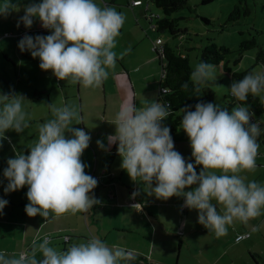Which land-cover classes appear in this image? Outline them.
Returning a JSON list of instances; mask_svg holds the SVG:
<instances>
[{
	"label": "clouds",
	"instance_id": "clouds-1",
	"mask_svg": "<svg viewBox=\"0 0 264 264\" xmlns=\"http://www.w3.org/2000/svg\"><path fill=\"white\" fill-rule=\"evenodd\" d=\"M19 10V3L0 0V16ZM23 11L17 27L23 23L30 28L38 19L41 27L51 32L47 36L25 35L18 42L21 52L27 50L39 58L42 71H51L56 79L73 85L98 88L108 79L109 70L116 68L114 49L126 17L115 7L101 6L95 0H41L24 5ZM215 72L212 63L196 64L189 81L197 96L202 85L216 79ZM188 87V82L181 85L182 89ZM228 90L241 102L231 111L211 102L196 103L194 111L191 105L179 109L183 114L180 129L189 140L194 163L174 150L170 129L162 123L172 108L159 100L145 98L139 107L132 100L122 101L111 122L115 132L107 137L109 147L117 145L120 168L131 181L143 183L147 195L158 200L183 197L181 207L196 210L197 222L217 237L227 235L228 227L237 221L247 224L259 217L264 209V184L241 175L256 168L261 134L259 124L252 122L254 113L243 102L252 95L264 104V71L248 72ZM26 101L20 94H0V141L7 139L6 131L22 133L30 126ZM47 106L52 118L37 125L38 137L28 154L16 152L7 160L4 192L27 186L24 210L29 217L39 215L47 220L65 213H87L99 203L90 194L98 181L85 172L87 165L81 160L91 137L71 127L74 120L76 124L81 120L74 105ZM96 143L105 149L102 141ZM197 165L201 166L198 174ZM137 195L139 191H134L131 198ZM7 203L0 199V214ZM218 206L221 211H217ZM133 207L140 211L143 206ZM50 243L45 237L40 243L33 240L30 249L18 254L0 251V264H121L135 259L131 251L118 245L109 247L97 237L73 243L65 250Z\"/></svg>",
	"mask_w": 264,
	"mask_h": 264
},
{
	"label": "crops",
	"instance_id": "crops-1",
	"mask_svg": "<svg viewBox=\"0 0 264 264\" xmlns=\"http://www.w3.org/2000/svg\"><path fill=\"white\" fill-rule=\"evenodd\" d=\"M152 62L153 57L149 52L145 58L129 66L124 63L123 66L116 64L114 70H109V78L116 74H123V70H127L129 84H124L123 87L115 83L107 84L106 79L98 88H85L80 84L73 85L66 80H58L53 76L52 86L32 87V94L30 89H25L20 94L27 100L24 110L28 114L29 125L36 127L37 133H32L33 138L36 135L35 140L38 137L37 125L52 118L48 104L54 103L58 106L71 104L76 107L81 120L79 124H76L74 120L71 127L82 129L91 137L81 160L87 165L85 172L98 181L90 194L94 195L99 203L93 205L87 213H65L60 217L50 216L44 220L39 215L29 217L25 213L24 209L28 200L23 189L28 190L27 186L13 191L12 198L10 197L12 194L0 193V199L8 201L0 214L3 218L0 219V248H2L0 251L6 253L2 243L11 242L13 247L7 254H18L25 249H30L33 240L40 243L45 237L51 241L49 246L63 250V236H69V245L97 237L109 247L119 246L123 244L120 243L119 238H114L111 243L109 240L114 236H111L112 234L119 235L122 232L132 234L135 240L130 245L127 244L125 250L132 252L135 261H145L146 264H181L182 256L186 258L189 255H193L197 262L202 257L210 256L213 262L217 263L220 256L229 250L237 251L240 262L264 264L262 253L257 246V235L262 232L257 229L262 227L264 221L263 210L259 217L250 220L247 224L239 221L236 222L239 223L236 226V223L233 224L231 228L234 232L230 239L224 236L217 237L214 232L208 231L197 222L196 210L181 207L184 203L183 197L174 196L167 200H158L155 196L147 195L143 183L131 181L127 173L120 168L121 159L117 152L112 154L113 145L109 147L107 137L115 132V126L111 122L122 101L132 100L139 107L145 98L151 99L150 92L145 94L148 89H151V85L135 84V74L140 70L144 72L146 66L152 65ZM13 65L15 66L14 62ZM147 75L143 73L141 76ZM1 81L10 84L7 80L4 82L1 79ZM53 91L57 94L51 98ZM39 92L42 94L37 95ZM42 98L44 101H41ZM65 135L70 136V133L66 132ZM170 135L174 142V150L179 152L187 162L194 163L189 140L184 131L179 128L176 132H170ZM97 140L102 141L107 150L98 147ZM262 147L259 148L256 157L260 158L261 164H256V167L264 165L263 155L260 152L264 149ZM14 148L16 152H22L16 146ZM200 170L201 166L197 165V174ZM261 177V175L254 176L247 180L264 184ZM0 183L2 190L8 181L4 179ZM192 187L195 185L185 191L191 190ZM20 191L21 194H19ZM134 191H139V195L132 199ZM133 204H142V210L132 208ZM217 211H221L219 206ZM12 216H16L14 220H11ZM10 233L11 235L8 236ZM245 233L249 235L236 240L237 235ZM139 239L143 242H139ZM248 255L252 258L250 259ZM37 257L41 258V254L37 253ZM121 264H124L123 261Z\"/></svg>",
	"mask_w": 264,
	"mask_h": 264
},
{
	"label": "rangeland",
	"instance_id": "rangeland-1",
	"mask_svg": "<svg viewBox=\"0 0 264 264\" xmlns=\"http://www.w3.org/2000/svg\"><path fill=\"white\" fill-rule=\"evenodd\" d=\"M141 1L143 2L141 5L132 7L127 3V0H95L101 6L108 4L115 7L118 12H122L126 17L114 49L118 56L116 60L118 66H123V63L129 66V64L145 58L149 52L152 55V65H147L144 72L140 70L139 73L135 74V84L151 85V89H148L145 93L148 94L150 92L152 94L151 99H155L159 91V84H161L159 82L160 67L157 64L156 55L151 51L152 44L157 37L169 43L176 50L188 54L192 70L199 63L200 50L210 41L229 49L230 52L226 55L225 60L233 70L241 71L253 65L258 47L263 49V64L261 62L256 64L253 71H261V65L264 66V0H242L240 4L238 3L239 0H187L189 8L185 7L171 14L172 18L178 19V28L184 30L177 37H171L167 31L155 32L145 15L151 14L161 18L163 14L150 0ZM13 2L19 3L20 10L11 12L7 16H0V94H21L25 89H30L32 94V87L52 86L54 81L52 78L53 74L51 71H42L39 68V58H33L29 51H20L18 48V42L21 40L20 34L27 32V35L35 37L36 35L47 36L51 32L42 28L38 19H34L30 28H25L23 23L17 27V21L24 15V5L39 3L41 0H13ZM147 5L149 7L148 13L145 11ZM235 5L240 7L241 15L235 21H228V17ZM246 8L249 13L244 15ZM201 18L208 19L209 22L206 23ZM152 21L154 20L152 19ZM252 38H254L257 46L240 50L241 42ZM121 54H123L122 58H119ZM236 59H239V62L235 64L234 61ZM123 71V74L108 77L106 80L107 84L115 83L120 87H123L124 84H129L126 76L127 70ZM145 71L148 75L142 77L143 73L146 74ZM215 76V80H210L201 86V94L199 96L193 92L191 98L198 99L202 97L204 91L209 88L213 91L212 103L219 106L223 105L226 102L225 96L230 94L228 88L234 80L222 70L221 64L216 65ZM1 79L4 82L7 80L10 84L3 83ZM56 94L57 92L53 91L51 98H54ZM41 101H44V98ZM56 105L58 106V104ZM256 118L261 122V131L264 130V117L256 116ZM32 133H37L36 127L29 126L22 133H16L12 130L5 132L4 135L7 139L0 141V182L5 179L2 175L5 167H7V160L15 156L16 150L14 146L19 151H22L23 154H28V147L36 137L35 135L33 138ZM260 138L261 134L257 140L259 139L258 143L262 147ZM260 152L264 159V149L260 150ZM256 164H261L260 158H256ZM241 174L248 179L261 175L264 182V165L256 167L254 171H244ZM1 188L0 183V193L12 194L10 197H13V192L5 193L4 189L1 190ZM23 190L27 192L25 188ZM19 194H21V191ZM262 210L264 211V209ZM15 217L12 216L11 220H14ZM0 219L3 218L0 217ZM164 220L166 219L164 218ZM237 224L239 223H236L235 226ZM231 227L233 226L228 227L227 235L224 236L227 239H230L231 235H233L234 230ZM258 230L262 232L257 235V246L264 260V221L262 227L258 228ZM120 233L119 235L112 234L111 236H114L109 240L110 243L114 238H119L120 243H123L119 244V246L125 249L127 244L130 245L135 241L132 238V234ZM10 235L11 233L8 234V236ZM139 242L143 241L139 239ZM2 245L5 247L6 253L11 252L10 248L13 247L11 242H3ZM238 255L237 251L229 250L226 254L220 256V260L217 263H214L210 256L202 257L198 262L193 255H189L186 258L182 256L180 260L181 264H246L245 261L240 262ZM248 256L250 259L252 258L250 255ZM249 264L251 263L249 262Z\"/></svg>",
	"mask_w": 264,
	"mask_h": 264
},
{
	"label": "trees",
	"instance_id": "trees-1",
	"mask_svg": "<svg viewBox=\"0 0 264 264\" xmlns=\"http://www.w3.org/2000/svg\"><path fill=\"white\" fill-rule=\"evenodd\" d=\"M131 1L129 0L128 4L131 6ZM139 1V4L134 5L132 7H136L138 5H141L143 2L141 0ZM152 4L158 8L162 14L163 17H157L156 15L152 16L151 14L145 15L148 20L150 21V24L152 25L155 32H164L167 31L171 37H177L180 33H182L184 30H181L178 28L177 18H172L171 14L183 9L185 7H188V1L187 0H150ZM204 2V1H203ZM242 0H239L238 3L240 4ZM146 13L149 12L148 5L145 7ZM249 10L246 8L244 11V15L248 14ZM240 7L235 5L233 8V11L230 13L228 17V21H235L240 16ZM152 19L154 21H152ZM204 22L208 23V19L201 18ZM157 39H160V44L158 45L161 49L159 51L155 47V41ZM257 44L252 38L251 40H244L240 44V50L249 49L252 47H256ZM153 53L156 55L157 64L160 67V80L161 83L159 86V89L161 87L166 88V92H160L158 91L156 100H159L160 102L168 103L170 104L172 108V114L167 117L162 123L169 127L170 132H176L180 128V121L182 119L183 114L179 112L180 108H183L187 105L193 106L190 110L194 111V106L198 102H213V91L209 88H207L204 91V94L202 97L198 99H192V93L193 86L191 82L189 81V76L192 71V68L189 63V56L188 54L182 53L175 48H173L169 43L162 41L160 37H157L153 44L152 49ZM229 49L223 45H217L215 42L210 41L208 44H206L201 50L199 54V62L204 61L208 63H212L213 65H220L224 72L228 73L230 77L234 81H238L243 78L244 75H246L248 72L253 71V68L256 64L259 62L262 63L263 60V49L258 47V50L255 55V62L253 65L249 66L248 68L237 71L233 70L228 62L225 60L226 55L229 53ZM239 59H236L234 63H238ZM263 64V63H262ZM185 82L189 83L188 89H182L181 85ZM42 94V92L38 93L37 95ZM226 102L223 105H220L221 108H227L229 111L237 105H239L241 102L237 101L231 94H228L225 96ZM247 107H249L250 111L254 113L255 116H263L264 117V104L260 102L259 97H254L252 95L248 96V99L243 102ZM260 143L264 147V130L261 131V138ZM113 155L116 154V148L117 145L113 144ZM248 234L249 233H245ZM247 235V236H248ZM245 236V237H247ZM65 237L67 239H65ZM244 238V237H243ZM69 236H63L62 245L63 250H65L69 246ZM251 256V255H250ZM252 257V256H251ZM124 264H146L145 261H123Z\"/></svg>",
	"mask_w": 264,
	"mask_h": 264
},
{
	"label": "built area",
	"instance_id": "built-area-1",
	"mask_svg": "<svg viewBox=\"0 0 264 264\" xmlns=\"http://www.w3.org/2000/svg\"><path fill=\"white\" fill-rule=\"evenodd\" d=\"M137 4H139V1H137V0H133V1H131V6H134V5H137ZM25 35H27V32H23V33H21L20 34V38L22 39ZM160 39H157L156 41H155V47L159 50V51H161V49H160V47L158 46L159 44H160ZM261 71H264V66L263 65H261ZM159 91L160 92H166V88H164V87H161L160 89H159ZM252 122H257L258 124H259V126H261V122L256 118V116L254 115L252 118ZM248 234H241V235H237L236 236V240H239V239H241V238H243V237H245V236H247ZM93 238V237H92ZM65 239H67L66 237H65ZM89 239H91V238H89ZM88 239V240H89Z\"/></svg>",
	"mask_w": 264,
	"mask_h": 264
}]
</instances>
